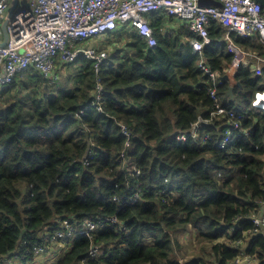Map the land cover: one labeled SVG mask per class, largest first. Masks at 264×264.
Returning a JSON list of instances; mask_svg holds the SVG:
<instances>
[{
	"label": "trees",
	"instance_id": "1",
	"mask_svg": "<svg viewBox=\"0 0 264 264\" xmlns=\"http://www.w3.org/2000/svg\"><path fill=\"white\" fill-rule=\"evenodd\" d=\"M149 19L155 47L130 27L106 34L118 44L100 70L103 111L93 105L95 61L84 56L59 68L60 80L30 67L0 88V264H11L21 243L19 259L35 260V244L46 245L41 231L56 218L81 226L110 216L119 222L77 236L55 264H80L93 245L104 253L90 264H204L201 257L183 262L176 255L179 235L194 230L212 244L215 264H232L241 239L264 264V235L250 232L264 202V112L252 109L264 90V69L241 66L233 99L230 80L218 86L222 105L248 112L245 117L214 116L199 137L180 140L200 116H210L212 83L199 68L189 26L161 12ZM226 31L211 20L213 40L203 50L221 76L235 56ZM231 37L264 57V42ZM236 120L239 135L221 148ZM121 124L132 132L129 144ZM91 150L94 158L85 165ZM136 191L140 199L125 202Z\"/></svg>",
	"mask_w": 264,
	"mask_h": 264
},
{
	"label": "built area",
	"instance_id": "2",
	"mask_svg": "<svg viewBox=\"0 0 264 264\" xmlns=\"http://www.w3.org/2000/svg\"><path fill=\"white\" fill-rule=\"evenodd\" d=\"M217 1L221 3L220 6L201 5L200 0H30L28 5L20 6L11 17L7 26L9 40L6 45L0 46V88L11 84L17 75L30 67L36 68L46 77H52V81H56L59 77L57 72L59 68L84 56L95 61L97 84L93 105L103 111L101 101L104 98V86L101 82L100 70L107 58V52L95 46H87L88 41L124 27H130L147 41L149 47H155L158 42L149 15L154 12L166 13L187 23L196 34L192 44L194 50L201 54L199 68L212 83L209 92L215 106L210 116H200L193 123L190 132L178 136L180 140H185L189 136L197 138L201 135V128L209 124L214 116L241 119L248 113H235L221 103L218 86L225 81L223 76L230 75L227 68L223 76L215 72L203 56L204 47L211 44L213 40L209 32L211 20H218L226 27L230 50L235 53L231 65L238 70L241 66L249 67V64H246V56L249 54L235 44L231 34L236 33L244 38L256 37L264 42V8L258 0ZM11 2L12 0H0V41L4 36L1 25L7 16ZM167 28L172 27L168 25ZM173 29L177 27L174 26ZM261 60L264 62V59ZM252 109L264 112V90L256 92ZM84 112L85 109H81L78 114L83 115ZM121 127L129 144L132 132L125 124H121ZM240 131L241 123L236 120L229 127L219 146L225 148L235 136L239 135ZM204 139H211V135L205 133ZM122 154L125 156L124 152ZM94 155L93 150L89 151L83 163L88 165ZM140 196V191H136L122 198L125 202L135 204ZM114 199L120 200L118 197ZM252 219L254 227L250 232L264 235V202L259 212L253 214ZM118 222L119 219L116 216L98 217L88 219L79 226L76 220L56 218L41 231L46 245L35 244L33 248L35 259L38 256H48L50 254L48 248L51 245H56V250L62 256L71 248L77 236L91 237L95 230ZM237 244L241 248L232 264H259L258 255L248 253L247 243L244 240H239ZM22 246L24 245L21 243L11 254L13 258H20ZM24 252L27 254L29 250ZM103 253L100 246L93 245L80 264H90V260ZM60 259L59 256L57 261Z\"/></svg>",
	"mask_w": 264,
	"mask_h": 264
},
{
	"label": "rangeland",
	"instance_id": "3",
	"mask_svg": "<svg viewBox=\"0 0 264 264\" xmlns=\"http://www.w3.org/2000/svg\"><path fill=\"white\" fill-rule=\"evenodd\" d=\"M30 0H19V7L21 5H28ZM187 24V23H186ZM188 26V24H187ZM113 41V39H108L105 36H98L95 37L94 39L88 41V45L87 46H95L97 47L99 50L101 51H106L107 52V57L109 56V54L113 51L114 46L116 47V45L118 44V42L116 43V45H112L111 42ZM108 48V50H107ZM65 71V70H64ZM58 75L62 77L63 73L61 71H57ZM60 77V78H61ZM60 78L58 80H60ZM197 231L194 230L189 231V232H183V234L179 235V239L180 242L183 243L182 244V248L181 250L177 251L176 255H178V257L180 258L181 261L185 262L188 261L192 258H197V257H201L205 260L204 264H215L214 263V258L212 255V244L206 242V241H202L198 239V235H197ZM50 251L51 250H56L57 247L56 245H51L48 248ZM47 257V256H44ZM20 259L14 257L13 260H11V264H22V262L19 261ZM52 263H56V261L52 262ZM26 264H51V263H39V261L37 260V257L35 260H33L31 263H26Z\"/></svg>",
	"mask_w": 264,
	"mask_h": 264
},
{
	"label": "crops",
	"instance_id": "4",
	"mask_svg": "<svg viewBox=\"0 0 264 264\" xmlns=\"http://www.w3.org/2000/svg\"><path fill=\"white\" fill-rule=\"evenodd\" d=\"M168 25L169 24L165 25V27H168ZM176 27H178V26H176ZM249 38L250 39L253 38L255 41L258 39V38L256 39V37H249ZM2 40H3V38H2ZM235 44L238 47H240L245 53H248L249 54L248 56H246V60H247V63L246 64H249L250 70L253 71V72H256V73H261L262 70L264 69V62L261 59H264V57L260 56L257 52L251 51L250 49H248V51L245 50L242 46L238 45L237 43H235ZM107 50H108V48H107ZM226 68L229 70V75H230L229 76V80L231 81V84L232 85H236L237 84V81L235 79V75H236L238 69L237 68H234L231 65V63ZM59 256H60V258L62 257L61 254L59 253V251H57V250H51L50 251V254L47 257L38 256L37 257V260L39 261V263H46L47 262V263L53 264L52 262L57 261V259H58ZM19 261L22 262L21 260H19ZM28 263H31V262H28ZM22 264H26V263H23L22 262Z\"/></svg>",
	"mask_w": 264,
	"mask_h": 264
},
{
	"label": "water",
	"instance_id": "5",
	"mask_svg": "<svg viewBox=\"0 0 264 264\" xmlns=\"http://www.w3.org/2000/svg\"><path fill=\"white\" fill-rule=\"evenodd\" d=\"M258 1L264 6V0H258ZM200 4L201 5H218V6L221 5V3L217 0H200ZM18 9H19V0H12L11 6H10L8 13H7V16L1 25L3 33H4V37H3V40L0 41V46L6 45L8 40H9V33H8L7 26H8V23H9L11 17L18 11ZM223 79L229 80V76L225 75V76H223ZM238 85H241V83H238ZM227 94L229 96H231V98L233 99V97H234V85H231L229 87Z\"/></svg>",
	"mask_w": 264,
	"mask_h": 264
}]
</instances>
